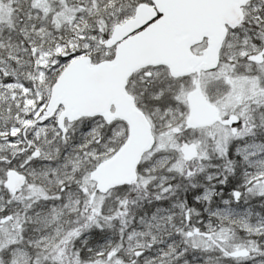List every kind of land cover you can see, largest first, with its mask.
<instances>
[{"label":"snow or ice","instance_id":"snow-or-ice-1","mask_svg":"<svg viewBox=\"0 0 264 264\" xmlns=\"http://www.w3.org/2000/svg\"><path fill=\"white\" fill-rule=\"evenodd\" d=\"M0 264H264V0H0Z\"/></svg>","mask_w":264,"mask_h":264}]
</instances>
